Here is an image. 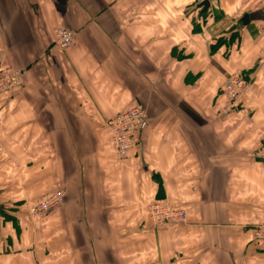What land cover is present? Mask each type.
<instances>
[{
	"label": "crops",
	"instance_id": "obj_1",
	"mask_svg": "<svg viewBox=\"0 0 264 264\" xmlns=\"http://www.w3.org/2000/svg\"><path fill=\"white\" fill-rule=\"evenodd\" d=\"M202 1L0 0V75L20 73L0 96V264H264V0ZM233 75L249 90L223 114ZM137 104L118 161L106 123ZM156 199L187 222L154 228Z\"/></svg>",
	"mask_w": 264,
	"mask_h": 264
},
{
	"label": "built area",
	"instance_id": "obj_2",
	"mask_svg": "<svg viewBox=\"0 0 264 264\" xmlns=\"http://www.w3.org/2000/svg\"><path fill=\"white\" fill-rule=\"evenodd\" d=\"M75 34L70 29H58L54 33V40L61 50L68 49ZM20 73L10 71L0 75V96L18 87ZM249 84L239 75L231 76L223 86V96L226 105L223 114L235 109L247 95ZM148 119L144 106L137 104L127 111L111 118L107 123L113 154L118 161L127 160L129 153L134 149L137 139ZM4 149L0 142V156ZM64 193L57 191L44 199L31 204L27 210L28 219L31 223L42 222L52 211L61 208L64 204ZM148 219L154 228L164 227L172 222L186 223L185 210L174 207L166 201H152L148 205ZM256 241L264 240V220L253 230Z\"/></svg>",
	"mask_w": 264,
	"mask_h": 264
},
{
	"label": "trees",
	"instance_id": "obj_3",
	"mask_svg": "<svg viewBox=\"0 0 264 264\" xmlns=\"http://www.w3.org/2000/svg\"><path fill=\"white\" fill-rule=\"evenodd\" d=\"M195 29V28H194ZM194 31H197V29H195ZM234 35L235 34H230V35H225V36H222V38H220V39H218L216 42V44L214 45V46H212L211 47V52L213 53L215 50H216V48L218 47V46H220L221 44H224V43H226V42H229V41H231L232 42V40L234 39ZM227 37H229V39H228V41H226L227 40ZM230 42V43H231ZM154 201H163V200H158V199H156V200H154Z\"/></svg>",
	"mask_w": 264,
	"mask_h": 264
},
{
	"label": "water",
	"instance_id": "obj_4",
	"mask_svg": "<svg viewBox=\"0 0 264 264\" xmlns=\"http://www.w3.org/2000/svg\"><path fill=\"white\" fill-rule=\"evenodd\" d=\"M209 6V2L207 0H204L198 5V8L201 10L202 13H205Z\"/></svg>",
	"mask_w": 264,
	"mask_h": 264
}]
</instances>
